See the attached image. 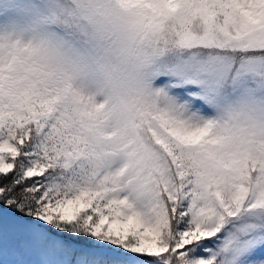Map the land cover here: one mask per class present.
I'll return each mask as SVG.
<instances>
[{
	"label": "snow or ice",
	"instance_id": "1",
	"mask_svg": "<svg viewBox=\"0 0 264 264\" xmlns=\"http://www.w3.org/2000/svg\"><path fill=\"white\" fill-rule=\"evenodd\" d=\"M0 264H264V0H0Z\"/></svg>",
	"mask_w": 264,
	"mask_h": 264
}]
</instances>
